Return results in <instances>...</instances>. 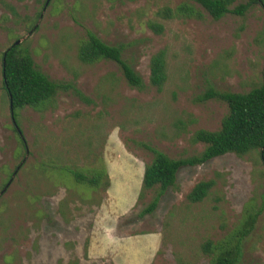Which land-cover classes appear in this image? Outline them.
Wrapping results in <instances>:
<instances>
[{
	"label": "rangeland",
	"instance_id": "1",
	"mask_svg": "<svg viewBox=\"0 0 264 264\" xmlns=\"http://www.w3.org/2000/svg\"><path fill=\"white\" fill-rule=\"evenodd\" d=\"M185 1L0 0V264H211L203 245L233 239L256 212L235 264H264V166L255 153L181 168L156 209L141 214L158 191L138 196L148 148L175 160L198 154L203 145H192L191 135L218 130L227 114L224 103L198 97L208 87L246 93L264 81V7L218 21L206 12L203 20L156 15ZM88 34L122 47L141 90L112 61L79 62ZM16 38L41 73L75 83L90 101L61 91L44 107L18 110L24 148L2 88L1 55ZM160 50L167 80L156 91L149 60ZM94 170L104 174L96 188L66 180L70 171L90 178ZM208 180L215 182L208 196L189 203L191 189Z\"/></svg>",
	"mask_w": 264,
	"mask_h": 264
},
{
	"label": "trees",
	"instance_id": "2",
	"mask_svg": "<svg viewBox=\"0 0 264 264\" xmlns=\"http://www.w3.org/2000/svg\"><path fill=\"white\" fill-rule=\"evenodd\" d=\"M48 1L46 0V4ZM190 1L197 4L202 10L196 8ZM190 1H185L173 9L168 7L159 9L156 15L166 20L174 18L203 20L204 12H206L211 19L218 21L226 14L242 17L253 5L259 4L264 7L262 0H248L247 3L235 7L233 5L237 0ZM5 6L12 14L15 13L11 6ZM148 27L158 35L163 31V26L155 22H149ZM28 33H31V29ZM17 40L19 39L16 38ZM14 43L6 48L1 55L2 88L8 97L14 130L20 145L24 148L25 141L16 119L18 110L25 107L33 109L44 107L46 104L52 103L61 91H72L81 100L90 101L76 88L75 83L62 84L51 81L36 68L30 52L23 47L24 43L19 45H14ZM77 59L84 65H94L101 60L112 61L120 68L129 87L141 90L144 86L141 77L122 59V47L107 45L92 34H88L80 42L77 49ZM166 67L164 50H160L150 57L149 86L156 91H161L166 83ZM211 99L224 103L227 107V114L222 119L218 130L200 129L191 135L189 141L192 145H203L201 152L185 159L175 160L148 148L152 154V159L144 167L141 190L138 196L142 198L143 191L146 190L157 189L158 191L152 202L142 211V215L152 213L156 209L160 196L174 185L176 175L183 167L200 166L226 154L244 157L253 153L264 166V81L246 93L220 92L208 87L198 97L199 102ZM93 172L90 178L76 171H70L65 176L67 182L72 183L75 187L96 188L104 174L99 170ZM104 184L109 186L107 175ZM214 185L213 180L197 183L188 193L187 201L189 203L202 202ZM257 216V212L247 214L233 239L217 243L206 242L203 245L202 251L207 255H212L211 264H235L238 261L241 255L242 242L254 229Z\"/></svg>",
	"mask_w": 264,
	"mask_h": 264
},
{
	"label": "water",
	"instance_id": "3",
	"mask_svg": "<svg viewBox=\"0 0 264 264\" xmlns=\"http://www.w3.org/2000/svg\"><path fill=\"white\" fill-rule=\"evenodd\" d=\"M20 43H21V40H17V41H15L14 45H19Z\"/></svg>",
	"mask_w": 264,
	"mask_h": 264
}]
</instances>
